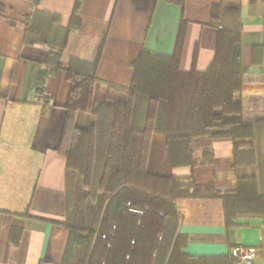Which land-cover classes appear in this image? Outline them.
I'll list each match as a JSON object with an SVG mask.
<instances>
[{
  "label": "crops",
  "instance_id": "crops-1",
  "mask_svg": "<svg viewBox=\"0 0 264 264\" xmlns=\"http://www.w3.org/2000/svg\"><path fill=\"white\" fill-rule=\"evenodd\" d=\"M76 0H0V264H63L69 240V182L67 158L57 151L69 95L64 72L48 77L45 104L37 94L43 48L26 44L27 28L35 11L71 20ZM222 0H81V25L68 36L61 54L94 62L105 38L97 77L103 83H131L133 62L143 49L172 56L183 36L180 69L206 70L214 59L218 30L210 25L211 9ZM242 22L241 62L244 71L264 74V0H238ZM101 97L107 86L100 84ZM264 97V81L245 84L237 98L250 93ZM76 123L90 127L95 117L79 113ZM252 160L234 166L229 138L195 137L194 168L174 169L177 176L194 174L196 191L234 195L240 178H256L264 196V122L254 126ZM249 151L246 145L241 148ZM109 197L107 198V200ZM227 197L182 198L179 234L187 239L184 251L192 256L231 254L233 247L253 248V256L234 264H264V218L238 217L227 226ZM106 200V202H107ZM105 202V204H106ZM105 206V205H104ZM104 207L98 211V229ZM232 255V254H231Z\"/></svg>",
  "mask_w": 264,
  "mask_h": 264
},
{
  "label": "trees",
  "instance_id": "trees-1",
  "mask_svg": "<svg viewBox=\"0 0 264 264\" xmlns=\"http://www.w3.org/2000/svg\"><path fill=\"white\" fill-rule=\"evenodd\" d=\"M80 5L76 0L67 26L56 14L35 11L25 39L28 46L43 48L36 90L45 104L51 100L45 95L49 76L64 72L70 86L57 147L67 158L68 182L81 183L76 190L82 198L109 195L98 229L69 216L63 264H234L231 254L197 257L184 251L187 239L179 234L176 201L227 197V226L241 216L264 218L256 178H240L230 198L200 193L194 174L182 177L173 171L204 162L194 158L191 146L200 136L233 140L235 167L252 160L253 146L244 140L264 122V97L254 92L240 100L237 95L245 84L264 81V74L243 69L240 2L222 0L212 6L210 25L217 28L218 38L206 70L180 69L181 32L172 56L141 51L128 86L97 77L105 38L94 62L61 61L70 32L81 25ZM100 84L107 86L105 97ZM79 113L93 115L95 123L78 126ZM246 145L249 151L241 150Z\"/></svg>",
  "mask_w": 264,
  "mask_h": 264
},
{
  "label": "rangeland",
  "instance_id": "rangeland-1",
  "mask_svg": "<svg viewBox=\"0 0 264 264\" xmlns=\"http://www.w3.org/2000/svg\"><path fill=\"white\" fill-rule=\"evenodd\" d=\"M69 183V216L72 217L74 222L83 220L88 226H94L96 217L99 216L98 211L104 207L109 195L101 193L96 200H92L88 197L82 198V196H80L76 190V188L81 183H76L74 180L70 181ZM76 211H79V213Z\"/></svg>",
  "mask_w": 264,
  "mask_h": 264
},
{
  "label": "built area",
  "instance_id": "built-area-1",
  "mask_svg": "<svg viewBox=\"0 0 264 264\" xmlns=\"http://www.w3.org/2000/svg\"><path fill=\"white\" fill-rule=\"evenodd\" d=\"M133 212H140L139 210L131 209ZM254 249L253 248H247V247H233L231 249V254L233 257H235L237 260L246 261L248 259H251L253 256Z\"/></svg>",
  "mask_w": 264,
  "mask_h": 264
}]
</instances>
